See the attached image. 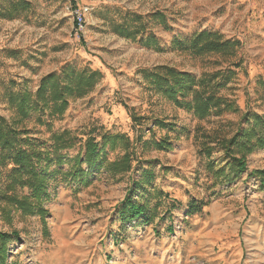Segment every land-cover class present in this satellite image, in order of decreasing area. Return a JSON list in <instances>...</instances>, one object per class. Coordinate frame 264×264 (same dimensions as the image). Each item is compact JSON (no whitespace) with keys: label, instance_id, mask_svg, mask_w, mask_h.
<instances>
[{"label":"rangeland","instance_id":"rangeland-1","mask_svg":"<svg viewBox=\"0 0 264 264\" xmlns=\"http://www.w3.org/2000/svg\"><path fill=\"white\" fill-rule=\"evenodd\" d=\"M24 1L27 6L11 8V0H0V116L15 120L10 94H33L50 73L65 66L98 70L101 80L70 99L62 116L35 111L16 127L49 151L52 135L68 131L76 143L61 151L64 170L89 135L100 143L103 134H122L132 169L115 178L104 165L75 179L56 175L44 218L23 216L0 201V232L17 234L5 263L264 264V189L248 176L264 169V149L247 156V170L234 180L209 171L208 165L227 171L220 147L209 158L199 151L201 133L229 138L244 112L264 114V0ZM202 31L240 45L231 54L194 55L184 41ZM175 38L180 45L173 46ZM156 66L195 77L225 72L215 80H227L217 95L238 111L195 118L145 77ZM163 140L170 150L156 148ZM125 150L124 142L106 146L105 159ZM146 169L153 171L149 183L142 178ZM130 177L142 179L132 201L146 213L123 222L119 206ZM191 204L200 210L187 215Z\"/></svg>","mask_w":264,"mask_h":264},{"label":"trees","instance_id":"trees-1","mask_svg":"<svg viewBox=\"0 0 264 264\" xmlns=\"http://www.w3.org/2000/svg\"><path fill=\"white\" fill-rule=\"evenodd\" d=\"M27 5L24 0H11L10 7ZM181 42L179 38H175L172 44L178 46ZM184 43L197 56L212 52L231 54L240 45L237 40L224 39L221 34L208 31L195 33ZM143 73L146 78L151 79L152 84L164 98L173 101L177 107L192 112L197 119H206L210 115H218L224 111H238L232 101L217 95L218 89L224 87L227 80H215L219 76L222 80L225 79L227 77L225 72L203 73L195 77L171 67L156 66L151 71L144 70ZM101 78L102 74L98 70L86 68L74 70L70 66H65L60 72L42 77L33 94L27 91L10 94L9 103L15 109L16 119L9 122L0 116V201L13 210L20 211L23 216L39 214L44 218L47 211L43 208V203L49 199V184L54 181L56 175H61L64 180L68 177L75 179L98 171L103 165L112 178L131 171L132 155L127 150L128 139L122 134H103L100 143L89 135L73 159V164L64 170L62 167L64 156L61 151L72 148L76 143L68 131L52 135V147L49 151L42 150L40 144L23 136L16 127V124L35 111L43 115V112L48 110L49 116H62L70 99L85 96ZM188 96L191 99L186 101L184 98ZM131 117L134 121V116ZM38 120L41 122L40 118ZM117 142L125 143L124 154L113 161L106 160L105 147L113 150ZM154 144L157 149L170 150L172 147L166 140ZM199 146L200 153L207 158L211 156L214 147H220L229 159L227 171L223 168L214 171L212 165H208L209 171L214 172L217 179L234 180L247 170V156L256 150L264 149V114L244 112L237 130L229 138H213L212 134L203 132ZM248 176L258 178L260 186L264 189V169L251 171ZM142 178L149 183L153 179V171L144 170ZM129 181L131 185L119 206L120 219L123 222L134 221L146 213L145 205L132 201V193L143 186L142 179L136 181L130 177ZM23 189L26 193H19ZM199 210L191 204L187 215ZM11 236L17 234L0 232V264H6L5 255Z\"/></svg>","mask_w":264,"mask_h":264},{"label":"built area","instance_id":"built-area-1","mask_svg":"<svg viewBox=\"0 0 264 264\" xmlns=\"http://www.w3.org/2000/svg\"><path fill=\"white\" fill-rule=\"evenodd\" d=\"M83 28V21L81 17H77V29H82Z\"/></svg>","mask_w":264,"mask_h":264}]
</instances>
